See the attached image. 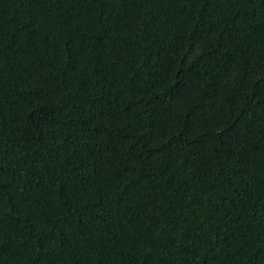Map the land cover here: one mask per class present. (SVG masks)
Listing matches in <instances>:
<instances>
[{"label": "trees", "instance_id": "16d2710c", "mask_svg": "<svg viewBox=\"0 0 264 264\" xmlns=\"http://www.w3.org/2000/svg\"><path fill=\"white\" fill-rule=\"evenodd\" d=\"M0 264H264V0H0Z\"/></svg>", "mask_w": 264, "mask_h": 264}]
</instances>
